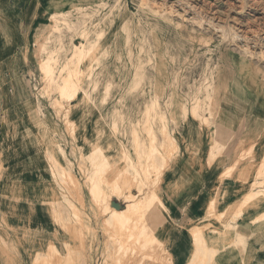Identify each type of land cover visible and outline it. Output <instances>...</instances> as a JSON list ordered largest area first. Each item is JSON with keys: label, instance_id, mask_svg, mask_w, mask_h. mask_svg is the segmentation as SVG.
<instances>
[{"label": "rangeland", "instance_id": "obj_1", "mask_svg": "<svg viewBox=\"0 0 264 264\" xmlns=\"http://www.w3.org/2000/svg\"><path fill=\"white\" fill-rule=\"evenodd\" d=\"M33 1L29 17L40 18L30 29L0 26V103L10 91L23 120L17 149L43 168L41 199L67 239L32 264H222L244 247L238 209L211 206L223 237L210 221L195 227L180 260L165 237L173 219L163 183L187 114L264 139V0ZM73 44L91 47L74 55ZM256 101L263 117L249 122ZM263 176L242 211H264ZM128 192L154 199L120 227L109 210L124 208ZM253 223L263 249L264 214Z\"/></svg>", "mask_w": 264, "mask_h": 264}, {"label": "crops", "instance_id": "obj_2", "mask_svg": "<svg viewBox=\"0 0 264 264\" xmlns=\"http://www.w3.org/2000/svg\"><path fill=\"white\" fill-rule=\"evenodd\" d=\"M19 1L22 3L18 6ZM33 5V0H0V26L5 23L7 28L13 29L17 23L30 29L40 18L32 21L29 17ZM9 94L10 91L0 103V264H32L35 254L50 245L62 246L67 237L57 236V225L41 199L39 182L43 168L28 160L35 158L28 155L33 151L17 149L16 125L23 126V120L16 118V106ZM1 95L4 96L2 91ZM262 106L258 101L247 106L249 118H244L249 122L261 119ZM244 118L242 121H246ZM181 132L176 159L169 162L168 176L163 183L167 194L163 204L169 208L173 219L166 230L167 243L173 242L174 252L180 260H185L193 251L195 227L210 221V226L217 229V238L223 237L225 226L208 218L209 207L223 211L231 206L235 212L245 201L257 174L264 173L261 169L264 139H252L244 129L239 131L237 127L232 131L224 123L204 126L191 113L181 122ZM214 132L221 136L213 137ZM248 152L251 155L241 156ZM183 209H187L186 216L182 214ZM260 213L264 211L243 209L237 214L234 237L243 239L245 245L223 253L222 264H264V248L258 249L251 240L257 230L253 220H257Z\"/></svg>", "mask_w": 264, "mask_h": 264}, {"label": "bare ground", "instance_id": "obj_3", "mask_svg": "<svg viewBox=\"0 0 264 264\" xmlns=\"http://www.w3.org/2000/svg\"><path fill=\"white\" fill-rule=\"evenodd\" d=\"M90 47H91L90 45H85V44H82V45L73 44L74 55L76 53L87 52V51H89ZM117 190L118 189H116V191ZM116 191H115V195L119 196L120 191L119 192H116ZM125 195H127V194H125ZM125 198H128L127 199L128 203L124 206V208H122L120 210H116V209L111 208L112 210H109V211H111L110 217H112L120 227H121L122 223L125 224V222H128V220L131 218V216L134 215V213L139 210L140 205H141V207L143 206L144 201H149V200L151 201L154 199V198L149 199L146 196H143L142 192H140L139 194H129V192H128V195ZM247 201L248 200L246 199L242 203V206L237 208L238 212H236V215L242 210V208L244 207V205L246 204ZM233 214H235V212ZM261 215H263V214H261ZM133 219H134V216H133ZM195 238H197V235H195Z\"/></svg>", "mask_w": 264, "mask_h": 264}, {"label": "water", "instance_id": "obj_4", "mask_svg": "<svg viewBox=\"0 0 264 264\" xmlns=\"http://www.w3.org/2000/svg\"><path fill=\"white\" fill-rule=\"evenodd\" d=\"M113 204H114L115 206H118V205H119L117 202H113Z\"/></svg>", "mask_w": 264, "mask_h": 264}]
</instances>
